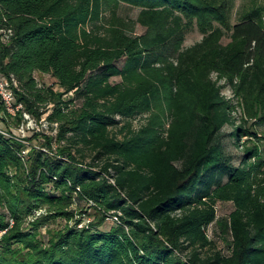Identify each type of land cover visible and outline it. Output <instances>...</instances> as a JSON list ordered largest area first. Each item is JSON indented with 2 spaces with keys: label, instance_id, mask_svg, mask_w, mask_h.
Masks as SVG:
<instances>
[{
  "label": "trees",
  "instance_id": "16d2710c",
  "mask_svg": "<svg viewBox=\"0 0 264 264\" xmlns=\"http://www.w3.org/2000/svg\"><path fill=\"white\" fill-rule=\"evenodd\" d=\"M123 3L141 8L144 33L120 16ZM233 6L0 0L2 72L18 80L23 104L13 115L0 100V119L48 113L58 124L56 137L27 154L21 139L0 131V264H264V133L245 126H264V5L236 23ZM195 26L204 37L185 47ZM37 71L60 90L41 86ZM139 115L146 122L134 128ZM226 126L244 149L239 165L226 154ZM85 201L98 219L72 225L83 210L71 207ZM219 201L235 205L226 218L217 216ZM113 215L119 222L101 229ZM57 218L66 225L51 226ZM217 222L231 233L228 253L209 236Z\"/></svg>",
  "mask_w": 264,
  "mask_h": 264
},
{
  "label": "rangeland",
  "instance_id": "374dc122",
  "mask_svg": "<svg viewBox=\"0 0 264 264\" xmlns=\"http://www.w3.org/2000/svg\"><path fill=\"white\" fill-rule=\"evenodd\" d=\"M233 3V10H232V23H236L238 21V16L240 12H243L245 10L251 9L254 6L264 5V0H232ZM141 8L132 6L129 4H121L119 7L118 13L120 16L125 18L128 23L130 24V28L135 30V32L141 34L145 32V27H143L140 24H137V18L139 16ZM204 37V34L199 30L197 26L194 27L187 35L186 40L184 43L185 47H189L194 45L195 43L202 40ZM231 40L229 37H225L223 39V43L226 44ZM120 66H123L124 61L120 60L118 62ZM35 77L37 78V81L41 86H54L56 90H60V86L57 83V79L50 73H43V72H35ZM121 78L119 76H114L111 78L112 82H119ZM221 85H223V94L233 99L234 103H237V98L234 97L232 86L226 83L225 80L220 82ZM70 96H73L72 93L68 94L66 98H69ZM80 103V100L78 101V104ZM43 110V109H42ZM237 123L243 122V110L241 107H238L236 111L234 112ZM48 113H44L42 117L34 116L30 113H28V117H25V120L21 122L20 124H17L11 119H7L8 121H3L0 119V130L4 132L6 135L10 136H16L17 138L21 139L26 145L25 154L29 152L31 147H42L44 143L46 142L45 138L50 136H57L58 134V124L51 123L47 119ZM134 128H138L141 125H143L146 122V118L144 116H137L131 119ZM253 120H249L248 123L245 124V126L252 127L255 130L259 131L260 134L264 133V126H259V124L254 125ZM117 130L120 129V127L116 128ZM232 131V126H226L224 128V145L226 148V154L227 156L230 155L231 161L235 165H239L244 157V149L243 148H237L236 144L232 141L229 134ZM248 135L243 138V140H247ZM259 144H261V147L264 152V140H260ZM57 144H55L56 146ZM47 150V149H46ZM222 181L227 180V175H224L221 179ZM216 185V183L214 184ZM204 186V185H202ZM71 208H75L76 211L83 210L82 215L77 214V217L72 220L70 223L73 225L75 220L77 218H84L86 223H90L92 221H96L99 216V212L96 210L95 206H93L89 202H82V203H74ZM217 216L219 219L226 218L230 215V213L234 210L235 205L233 202H223L219 201L217 206ZM46 209H41L36 212V216L41 215L43 212H45ZM36 216H30V219H34ZM13 223V221H12ZM67 223V220L64 218H57L55 220L51 221V226L55 227H63ZM116 222H114L112 219L105 220L104 224L100 227L103 230H109L112 226H114ZM45 231V230H44ZM208 233L210 238L215 241V248L214 249H221L223 252L228 253L230 251V244L232 240L231 233H226V235L222 232L221 226L217 223H214L210 225L208 228Z\"/></svg>",
  "mask_w": 264,
  "mask_h": 264
},
{
  "label": "built area",
  "instance_id": "2783aa9c",
  "mask_svg": "<svg viewBox=\"0 0 264 264\" xmlns=\"http://www.w3.org/2000/svg\"><path fill=\"white\" fill-rule=\"evenodd\" d=\"M2 64L0 62V100L4 103L7 110L16 115L17 111L23 107V104L17 102L15 87H19V82L15 77L9 78L2 72ZM28 117V113H25ZM1 131V130H0ZM108 219H112L114 222H119V218L116 215L111 216ZM86 223L84 221L79 225V227H83Z\"/></svg>",
  "mask_w": 264,
  "mask_h": 264
}]
</instances>
